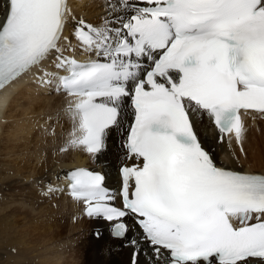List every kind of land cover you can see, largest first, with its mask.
<instances>
[{
	"label": "snow or ice",
	"instance_id": "snow-or-ice-1",
	"mask_svg": "<svg viewBox=\"0 0 264 264\" xmlns=\"http://www.w3.org/2000/svg\"><path fill=\"white\" fill-rule=\"evenodd\" d=\"M69 16L67 0H6L0 89L55 57L67 73L57 90L73 98L70 145L93 158L130 101L123 148L136 163L121 167L119 193L78 168L65 177L71 197L117 237L133 217L152 264H264V174L217 166L190 118L206 113L240 143L241 110L264 114V0H106L99 26L73 18L83 63L59 47Z\"/></svg>",
	"mask_w": 264,
	"mask_h": 264
},
{
	"label": "bare ground",
	"instance_id": "bare-ground-1",
	"mask_svg": "<svg viewBox=\"0 0 264 264\" xmlns=\"http://www.w3.org/2000/svg\"><path fill=\"white\" fill-rule=\"evenodd\" d=\"M75 1L74 7L82 9L72 12V5L69 7L71 16L67 17L63 33L65 42L73 41V18L99 26L105 15L106 2ZM5 8L6 0H0V15ZM41 76L43 73L40 72L37 75L27 73L18 78L13 86L11 84L1 92L4 95L0 98V222L17 219L23 222L20 224L17 221L18 224L26 227V223H29L31 227H24L23 232L21 227H15L21 233L17 235L16 232L12 242H4V251L0 247V264H133L131 252L137 248L126 247L125 243L132 239L134 233L128 234L121 241L111 239L109 225L98 219L85 218L82 215L83 206L69 198L67 190L61 186L64 180H60L72 168L91 165L95 170L103 171L106 184L113 187L117 180V168L126 159L123 133L132 118L128 102L125 127L113 131L107 138L103 154L93 158L82 149L70 145L75 125L67 109L73 100L63 95L45 96L46 87L41 83ZM35 84H39L40 88ZM261 116L243 117L244 131L241 140L248 126L254 128V133L258 135L264 133V117ZM192 119L199 140L216 165L264 174V155L257 150V145L253 144L255 148L252 147L250 154L246 156L245 147L248 149V144L245 143V147H242L241 142H236L235 136L216 135L210 123L197 113L193 114ZM40 127L46 131H41ZM253 140L256 143L255 135ZM24 144L30 148L27 147L29 153L23 158L20 154L24 153L20 150ZM237 156L239 163L234 162ZM49 187L57 191L52 192L54 196L43 200L33 190L41 188L45 191ZM16 190L18 191L15 193ZM67 221L76 225H70ZM126 222L129 223L130 220L126 219ZM80 228L83 230L79 231ZM27 230H33L35 235L29 234ZM89 230L91 236H84V232L89 233ZM94 234H98L97 239ZM138 247V264H152L155 260L146 245L139 244ZM62 248L67 249L68 255L61 252ZM143 250H147L149 263L142 256Z\"/></svg>",
	"mask_w": 264,
	"mask_h": 264
},
{
	"label": "rangeland",
	"instance_id": "rangeland-1",
	"mask_svg": "<svg viewBox=\"0 0 264 264\" xmlns=\"http://www.w3.org/2000/svg\"><path fill=\"white\" fill-rule=\"evenodd\" d=\"M76 4H74V5H72V7H73V9H72V12H74V10H78V9H82V7H78V8H75L74 6H75ZM45 95V94H44ZM46 96V95H45ZM47 97H49V96H47ZM40 101H38V103H39ZM14 120V119H13ZM251 122V121H250ZM260 122V121H259ZM40 128H42L43 129V127H40ZM42 129H40L41 131H46V130H42ZM47 135H48V133H47ZM254 135H255V137H256V143H253L254 142V140H253V137H254ZM49 136V135H48ZM47 137V136H46ZM263 141H264V133H262V135H258L257 133H254V128H252L251 126H248L247 128H246V131H245V135H244V138L241 140V146L242 147H245V143L246 144H248V149H247V147H245V151H246V156L248 155V154H250V149L253 147V148H255L254 147V145H257L258 146V148H257V150H259L260 151V153L262 154V155H264V146H263ZM254 144V145H253ZM25 147V148H24ZM30 148L29 146H25V144H24V146H22V148H21V150H20V152L21 153H24V154H20L21 155V157H25V154L27 155V153H29V152H27L28 151V148ZM23 149V150H22ZM25 149V150H24ZM22 151H24V152H22ZM255 152V151H254ZM259 153V152H258ZM246 156H245V158H244V160H242L243 161V163L245 162V159H246ZM234 162H236V163H239L240 161H239V159H238V156H237V158H234ZM255 170H259V169H257V168H255ZM261 171V170H260ZM37 189V190H36ZM34 188L33 190H35V191H37L38 193H39V195L38 196H40L41 198H42V200H43V198H49L50 196L52 197V196H54V193H52V192H48V188L45 190V191H42L41 190V188ZM18 190H16L15 191V193L17 192ZM42 195V196H41ZM1 196V195H0ZM59 196V195H58ZM61 196V195H60ZM53 207H54V205H53ZM10 220V219H9ZM9 220H7V221H5L4 223H1L0 222V225L2 226H0L1 228H0V247H1V249H2V251H4L5 250V245H4V242H12V237H14V236H16L15 235V233L16 232H18V233H16L17 235H19L21 232H23L24 230H25V228L26 227H31V225H29V223H26V224H28V225H26V227L25 226H23V225H20V224H23V222H19V220H17V219H14V220H16V221H13V219H11L10 221ZM69 220V219H68ZM12 221L13 222H15L14 224L12 223ZM20 223V224H18V222ZM8 222V223H7ZM11 222V223H10ZM17 222V223H16ZM68 222V221H67ZM69 223V222H68ZM12 226H11V225ZM70 225H74V224H72L71 222L69 223ZM4 225V226H3ZM25 225V224H24ZM76 225V224H75ZM74 225V226H75ZM7 226V227H6ZM11 226V227H10ZM21 227V232L19 233V231H17V229H18V227ZM15 227H17V229L15 228ZM22 227H23V229H22ZM25 227V228H24ZM13 228V229H12ZM9 229H10V231L11 232H9ZM20 229V228H19ZM31 229V228H30ZM83 229H79V231H82ZM15 231V232H14ZM33 230H30V232H29V230H27V232L29 233V234H34L33 232H32ZM86 231H88V229L86 230ZM85 234H84V236L86 235L87 237H90L91 236V233H90V230H89V233L88 232H84ZM13 235V236H12ZM35 235V234H34ZM5 238H4V237ZM84 236H82L83 238H84ZM93 236V235H92ZM82 238V240H84ZM5 239H7V240H5ZM79 239L81 240V238L79 237ZM78 239V240H79ZM9 240V241H8ZM63 249V250H62ZM61 250V252H66L65 253V255H68V251H67V249L66 248H62ZM146 249V248H145ZM142 252V256L143 257H145V260L148 262V258H147V250H143V251H141ZM67 258V257H66ZM74 259H76V256L74 257ZM149 263V262H148ZM105 264H108V262H106Z\"/></svg>",
	"mask_w": 264,
	"mask_h": 264
}]
</instances>
